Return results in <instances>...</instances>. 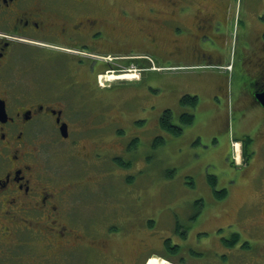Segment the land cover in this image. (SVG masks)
Here are the masks:
<instances>
[{"label":"flooded vegetation","instance_id":"1","mask_svg":"<svg viewBox=\"0 0 264 264\" xmlns=\"http://www.w3.org/2000/svg\"><path fill=\"white\" fill-rule=\"evenodd\" d=\"M209 3L199 0L187 8V0H0V264H145L154 256L161 239L149 230L151 222L146 228L138 224L143 203L133 215L124 209L125 219L101 220L95 198L86 196L91 190H76L73 182L78 181L68 178L70 169L51 168L49 155L60 148L84 166L108 151L117 162L124 149L120 137L108 141L110 133L103 127L91 128L84 121L104 116L118 122L121 118L110 113L120 112L112 103L126 81L104 84L98 76L109 71L119 75L131 65L150 62L133 51L203 55L221 62V54L200 48L195 35L225 22L216 5L215 11L206 10ZM257 19L244 93L258 110L245 112L243 120L248 127L252 122L263 126L258 147L264 153V108L257 100L264 92V13ZM183 29L190 33L177 35ZM112 59L122 69L111 70ZM205 82L221 88L218 75ZM182 114L193 116L183 112L173 124H180ZM80 126L88 129L84 136L97 141L84 139ZM251 140L246 135L240 141L243 165L234 164L229 151L232 165H245ZM98 141L110 142L109 147L99 149ZM260 161L248 189L264 223V156ZM222 191H214L218 199L226 196L220 197ZM133 195L141 200V193ZM220 215L212 217L218 222ZM229 227L230 220L211 229ZM122 241L132 242L129 255L118 252Z\"/></svg>","mask_w":264,"mask_h":264},{"label":"rangeland","instance_id":"2","mask_svg":"<svg viewBox=\"0 0 264 264\" xmlns=\"http://www.w3.org/2000/svg\"><path fill=\"white\" fill-rule=\"evenodd\" d=\"M187 1L186 7L190 8L199 0ZM203 1L211 2L206 10L215 11L217 7L225 22L198 30L196 39L203 50L221 54L222 61L209 62L203 55L133 51L132 55L145 54L150 62L144 67L131 65L129 72L124 71L134 77L124 82L125 87L113 101L117 103H112L120 112L111 109L110 113L115 120L121 119L112 123L103 116L84 121L91 128L103 127L105 134L110 133L108 141L120 137L124 149L117 162L110 159L112 152L106 151L99 160L80 166L63 149L53 148L48 163L51 168H69L68 178L78 181L73 182V187L82 194L91 190L86 196L95 198L101 220L125 219L124 209L133 215L143 203L144 213L138 224L146 228L151 222L149 230L161 239L153 257L167 264H264V223L257 207L249 201L248 189L264 156L258 147L263 126L251 121L248 127L243 120L245 112L255 106L246 101L244 89L254 48L249 47L254 34L251 28L264 13V0ZM209 30L212 34L207 36ZM189 33L185 29L177 31V35ZM115 61L108 62L111 70L122 69ZM211 74L220 77L221 88L214 90L203 83ZM116 81L119 80L103 83ZM185 94L197 97L195 108L180 105ZM165 109L172 111L175 123L179 114L192 113V124L184 126L177 136L161 130L158 120ZM257 110L254 108V112ZM80 128L84 139L97 141L93 136H84L88 134L87 127ZM246 135L252 138V153L244 166L235 167L227 158L229 151L232 147L237 162L234 164L243 165L240 141ZM108 144L97 142L98 148L104 150ZM110 148L116 149L113 145ZM82 172L85 176L76 175ZM221 190H226V196L218 199L214 191ZM109 192L114 195L108 197ZM138 192L142 194L140 201L133 195ZM214 215L221 216L219 223L230 220L231 227L220 232L211 229L219 224ZM122 245L123 251L118 252L129 255L132 242L124 241Z\"/></svg>","mask_w":264,"mask_h":264},{"label":"trees","instance_id":"3","mask_svg":"<svg viewBox=\"0 0 264 264\" xmlns=\"http://www.w3.org/2000/svg\"><path fill=\"white\" fill-rule=\"evenodd\" d=\"M197 104V97L194 95L185 94L180 98L181 106H190L195 108ZM193 121V116L188 114H182L179 117V125L173 124V113L170 109H165L159 120L160 128L170 132L172 135H179L183 131V126L191 124ZM225 190L222 191L220 197L225 195Z\"/></svg>","mask_w":264,"mask_h":264},{"label":"bare ground","instance_id":"4","mask_svg":"<svg viewBox=\"0 0 264 264\" xmlns=\"http://www.w3.org/2000/svg\"><path fill=\"white\" fill-rule=\"evenodd\" d=\"M132 77H134V76H132L131 74H122V75H107V74H105L104 76H102L101 77V79L102 80H105V79H107V80H111V79H114V80H116V79H122V80H125V79H128V78H132ZM243 157V156H242ZM246 157V156H245ZM236 161V160H235ZM234 161V162H235ZM238 165H240V163L238 164ZM146 264H167V261L166 260H164V259H162V258H158V257H151L148 261H147V263Z\"/></svg>","mask_w":264,"mask_h":264},{"label":"water","instance_id":"5","mask_svg":"<svg viewBox=\"0 0 264 264\" xmlns=\"http://www.w3.org/2000/svg\"><path fill=\"white\" fill-rule=\"evenodd\" d=\"M258 102L260 103V105L264 108V92L261 93L258 98H257ZM63 131V128H62Z\"/></svg>","mask_w":264,"mask_h":264},{"label":"built area","instance_id":"6","mask_svg":"<svg viewBox=\"0 0 264 264\" xmlns=\"http://www.w3.org/2000/svg\"><path fill=\"white\" fill-rule=\"evenodd\" d=\"M235 149H236V151L238 150V146H237V145L235 146ZM236 155H237V154L235 153V157H236Z\"/></svg>","mask_w":264,"mask_h":264}]
</instances>
